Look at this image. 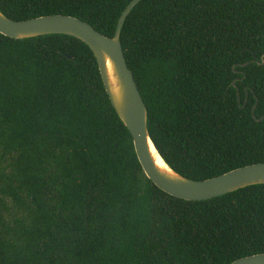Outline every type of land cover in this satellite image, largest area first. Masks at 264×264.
Here are the masks:
<instances>
[{
  "label": "trees",
  "instance_id": "16d2710c",
  "mask_svg": "<svg viewBox=\"0 0 264 264\" xmlns=\"http://www.w3.org/2000/svg\"><path fill=\"white\" fill-rule=\"evenodd\" d=\"M130 1L0 10L16 21L65 14L112 37ZM120 41L174 170L204 180L264 162V0H141ZM260 252L264 184L206 200L165 193L85 43L0 33V264H229Z\"/></svg>",
  "mask_w": 264,
  "mask_h": 264
},
{
  "label": "water",
  "instance_id": "95a60500",
  "mask_svg": "<svg viewBox=\"0 0 264 264\" xmlns=\"http://www.w3.org/2000/svg\"><path fill=\"white\" fill-rule=\"evenodd\" d=\"M140 1L131 0L124 8L112 37L103 35L79 18L65 14L16 21L4 15L1 10L0 33L14 39L62 34L85 43L95 56L113 108L132 136L134 149L145 176L165 193L184 200H206L247 186L264 184V162L238 167L204 180H194L174 170L159 153L149 134L147 107L128 68L120 41L125 20ZM256 62L264 64L263 58ZM247 64L248 62L241 66ZM254 108L255 106L252 113ZM169 174L182 178H174ZM229 264H264V252L236 259Z\"/></svg>",
  "mask_w": 264,
  "mask_h": 264
},
{
  "label": "snow or ice",
  "instance_id": "6c2138e0",
  "mask_svg": "<svg viewBox=\"0 0 264 264\" xmlns=\"http://www.w3.org/2000/svg\"><path fill=\"white\" fill-rule=\"evenodd\" d=\"M145 147H146V145H145ZM146 151H147V147H146ZM151 159V158H150ZM168 174V173H167ZM170 176H172V177H174V178H182V177H178V176H176V175H172V174H169Z\"/></svg>",
  "mask_w": 264,
  "mask_h": 264
},
{
  "label": "bare ground",
  "instance_id": "6f19581e",
  "mask_svg": "<svg viewBox=\"0 0 264 264\" xmlns=\"http://www.w3.org/2000/svg\"><path fill=\"white\" fill-rule=\"evenodd\" d=\"M158 161L161 162L160 159H158Z\"/></svg>",
  "mask_w": 264,
  "mask_h": 264
},
{
  "label": "flooded vegetation",
  "instance_id": "af4514ba",
  "mask_svg": "<svg viewBox=\"0 0 264 264\" xmlns=\"http://www.w3.org/2000/svg\"><path fill=\"white\" fill-rule=\"evenodd\" d=\"M261 65H264V64H261Z\"/></svg>",
  "mask_w": 264,
  "mask_h": 264
}]
</instances>
